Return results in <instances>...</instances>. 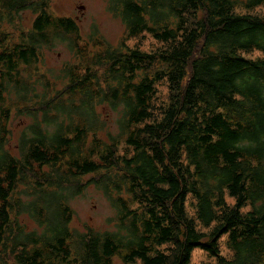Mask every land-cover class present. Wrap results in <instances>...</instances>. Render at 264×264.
Segmentation results:
<instances>
[{"label":"trees","instance_id":"obj_1","mask_svg":"<svg viewBox=\"0 0 264 264\" xmlns=\"http://www.w3.org/2000/svg\"><path fill=\"white\" fill-rule=\"evenodd\" d=\"M263 3L108 0L119 43L47 66L70 83L45 98L12 79L80 28L48 0H0V264H190L194 249L213 260L202 264H264V18L251 13ZM143 33L160 45L128 46ZM162 80L168 101L156 104ZM97 106L120 114L102 141ZM34 112L10 147L15 117ZM90 184L114 206L115 229L72 223L69 201Z\"/></svg>","mask_w":264,"mask_h":264},{"label":"rangeland","instance_id":"obj_2","mask_svg":"<svg viewBox=\"0 0 264 264\" xmlns=\"http://www.w3.org/2000/svg\"><path fill=\"white\" fill-rule=\"evenodd\" d=\"M48 2L54 14L71 16L74 18L80 28L78 35L75 36L74 34H69V37H64V39L62 36L61 39L54 41L53 45L52 43L43 44L41 47L43 52L41 50L38 55V58L41 59L39 60L38 64L40 68H35V72L33 73L28 70L29 67H23V69L18 72L19 78L14 77L12 80L21 81L26 79L32 82V79L36 83L35 87H33V91L45 98H52L57 94V88H63L67 86L70 81H66L65 75L63 76V85L60 84V81H55L53 74H49L47 71V66L59 69V67H61L64 62L72 61L77 58L78 55H80L81 59L84 60L86 58V54H88L90 50L94 49L95 47L99 48L97 45H95L99 41L105 42L107 46L110 44L112 46H116L119 43V38L122 37L125 28L121 20L118 17L113 16L111 13L108 6V0H48ZM239 11L242 12L243 10L241 9ZM251 13L264 18V3L260 6L254 7L251 10ZM32 18L33 15H30V20L27 24H25L26 26L30 25ZM18 37V33H13L14 40H17ZM127 44L129 47H138L140 50L150 52L153 51L156 46H159L160 42L156 41L148 33H143V35L140 34L135 38H130V40L127 41ZM243 55L254 58L261 56L262 54L258 50H254L250 53H244ZM84 66L86 65L82 62L81 65L77 67V71L83 73ZM101 69L102 68H100L99 71H101ZM162 81V83L156 84V104H158V102L168 101V87L165 81ZM41 82L47 83L49 88L51 86L50 92L46 91L44 86L40 84ZM10 83L11 85H8V87L11 90V95L15 94L20 100L19 91L15 86V82L12 81ZM33 91L28 93L30 98L34 96ZM64 97L66 98L67 94H65ZM12 98L15 97L10 96L9 100H7L9 104L13 102ZM35 103H33L34 108L37 107ZM46 110L48 111V108H46ZM96 110L97 114L100 115V117L105 121L102 130L96 128L99 141L106 140L105 137L109 136V134H118L119 126L117 120L120 116L119 112L112 109L101 110L100 106H97ZM106 113L108 114V119H105L106 117L104 115ZM40 115L41 112L38 114L34 112V116L31 117L26 116L22 117L21 119H19V117L22 115L15 117V120L12 123L14 131L12 137L9 140V143L11 144L10 147L16 144V135L18 132H20L19 130L27 127L34 119H38ZM117 148L122 153L124 151L123 143L121 142L118 144ZM226 199L228 203L233 204L232 198L227 196ZM191 200L192 198L190 195H188L185 206L187 215L193 217L194 211L191 206L187 205L188 201ZM69 204L72 206L75 213L72 223L77 224V228L83 230L84 224L87 222L99 231L115 229L116 225L113 219L115 216L114 206L107 198V195H105L101 189L97 188L93 184L88 185L82 193L75 195L69 201ZM243 210H246V207ZM224 240L225 236H222L220 238L221 254L230 256V252L226 249ZM203 261L208 262L213 260L207 256L206 252L199 249H194L190 264H202Z\"/></svg>","mask_w":264,"mask_h":264},{"label":"water","instance_id":"obj_3","mask_svg":"<svg viewBox=\"0 0 264 264\" xmlns=\"http://www.w3.org/2000/svg\"><path fill=\"white\" fill-rule=\"evenodd\" d=\"M80 7H83V6H80Z\"/></svg>","mask_w":264,"mask_h":264}]
</instances>
